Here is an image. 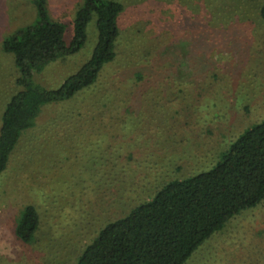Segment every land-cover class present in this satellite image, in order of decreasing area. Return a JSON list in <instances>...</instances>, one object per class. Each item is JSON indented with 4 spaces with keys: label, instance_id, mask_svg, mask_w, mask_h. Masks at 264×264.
I'll use <instances>...</instances> for the list:
<instances>
[{
    "label": "rangeland",
    "instance_id": "obj_1",
    "mask_svg": "<svg viewBox=\"0 0 264 264\" xmlns=\"http://www.w3.org/2000/svg\"><path fill=\"white\" fill-rule=\"evenodd\" d=\"M123 1L117 59L96 86L44 106L0 176V264H76L109 222L169 180L211 169L264 120V0ZM79 3L47 0L67 44ZM37 16L32 0H0V129L21 89L2 42ZM87 33L79 51L47 64L34 82L61 87L92 56L96 16ZM28 205L41 217L31 243L15 233ZM185 264H264V200L230 218Z\"/></svg>",
    "mask_w": 264,
    "mask_h": 264
},
{
    "label": "trees",
    "instance_id": "obj_2",
    "mask_svg": "<svg viewBox=\"0 0 264 264\" xmlns=\"http://www.w3.org/2000/svg\"><path fill=\"white\" fill-rule=\"evenodd\" d=\"M32 1L37 20L8 34L2 42L3 50L14 56L21 89L8 102L2 117L0 176L42 108L72 100L96 86L106 65L117 59L124 37L120 21L128 5L123 0H80L70 44L65 40L66 25L50 18L47 0ZM203 5L204 15L209 13L215 19L214 7L209 8L206 1ZM261 14L264 16V5ZM94 16L98 35L91 58L59 88L37 85L36 72L85 45L87 27ZM152 53L146 52V57ZM263 200L264 120L241 134L211 169L169 180L151 200L109 222L85 247L76 264H185L230 218ZM40 225L39 211L28 205L18 219L16 236L31 243Z\"/></svg>",
    "mask_w": 264,
    "mask_h": 264
}]
</instances>
